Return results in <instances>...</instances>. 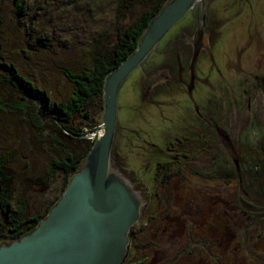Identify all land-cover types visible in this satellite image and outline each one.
Segmentation results:
<instances>
[{
  "label": "rangeland",
  "instance_id": "374dc122",
  "mask_svg": "<svg viewBox=\"0 0 264 264\" xmlns=\"http://www.w3.org/2000/svg\"><path fill=\"white\" fill-rule=\"evenodd\" d=\"M11 1L9 11L16 7ZM159 1L89 0L90 6L84 0L71 11L63 6L70 0H30L31 4L23 7L25 13L30 18L42 15L46 24L30 28L29 33L24 25L30 21L27 17L20 19V30L14 23L1 24L4 57L0 52V61L32 79L52 101L64 103L77 88L62 66L70 64L73 73H95L94 63H109L122 36ZM86 18L89 22L94 19L93 23H86ZM197 26L207 47L196 70L210 79L211 86L197 85L200 95L192 100L182 84L180 67L172 63L179 61L180 54L183 60ZM106 28L111 31L108 40L97 43L102 38L97 35L99 29L103 34ZM59 35L69 42L62 37L58 41ZM46 41L49 46L41 47ZM161 41L142 64L155 79L148 80L138 66L123 80L117 98L112 164L147 200L142 217L130 228L134 232L122 264H264V195L258 184L264 182V151L260 148L264 143V0H199ZM168 42L172 49L163 55ZM196 59L193 57L194 64ZM8 68L0 69V102L4 103L0 108V157L9 158L2 166L18 183L15 188L0 190V197L3 202L24 203V218L35 217L62 192L64 177L58 169L52 172L50 161L66 153L55 148L52 136L61 137L66 150L75 155L77 147L84 150L85 143L61 136L50 118L53 113L31 99L27 89L18 86L11 91L6 86L12 77ZM22 98L28 105H40L45 124L34 126L28 111L8 105L7 101ZM91 100L95 101V96L81 109L88 112L85 121L97 118L93 130L83 127L84 137L94 142L104 132L105 102L97 100V106ZM194 103L214 114L218 133L210 128L207 137L203 134ZM80 119L78 116L76 122ZM255 155H263L258 165L261 178L254 176ZM245 184L251 185V193ZM1 221L4 216L0 212ZM1 228L0 236L8 232ZM7 242L9 238L0 244Z\"/></svg>",
  "mask_w": 264,
  "mask_h": 264
},
{
  "label": "water",
  "instance_id": "95a60500",
  "mask_svg": "<svg viewBox=\"0 0 264 264\" xmlns=\"http://www.w3.org/2000/svg\"><path fill=\"white\" fill-rule=\"evenodd\" d=\"M199 0H169L139 45L111 70L104 84L103 130L51 210L21 239L0 244V264H122L130 228L147 200L112 164L118 95L125 77L156 49L163 36ZM206 9L204 6L203 12ZM237 165V164H236Z\"/></svg>",
  "mask_w": 264,
  "mask_h": 264
},
{
  "label": "trees",
  "instance_id": "16d2710c",
  "mask_svg": "<svg viewBox=\"0 0 264 264\" xmlns=\"http://www.w3.org/2000/svg\"><path fill=\"white\" fill-rule=\"evenodd\" d=\"M14 1L15 3L13 2V5L16 6L15 10L12 9L9 11V9H7V6L9 4H12V1L11 0H0V13H3L2 15H0V25L6 24L7 22L14 23L15 25H19L17 26V29L20 30L22 28L20 27L22 26L20 19H24V17H27V20L28 19L30 20V21H27L28 24L27 23L24 24L26 26L27 33H29L30 28L34 29L42 25L45 26L46 22L41 19L42 15H40L39 18H38V15L34 18H30L25 13L26 8H23V7L24 5L28 6L29 4H31L30 0H14ZM83 1L84 0H70V3H67L68 5L64 4L63 6L67 8L68 10L69 9L76 10V7H75L76 4L79 3V5L81 4L83 5L84 4ZM165 1L167 0H160L159 3L155 6V8H152L151 11L146 12L145 15H143L142 18L138 20L137 24L134 27H131L126 32V34L122 36V41L118 42L117 47L115 48V51L109 60V63L105 62L104 60H97L94 63L95 73L89 70H85V71H89L87 73H79V70H78V73H73L74 72L73 69L70 70L71 69L70 64H68L67 66H62V71L65 72L67 79L71 83L75 82L76 88H77V92L74 90L72 98L69 100L67 98L66 100H64V103L52 101L50 99V96L45 91L35 86V83L32 79H28L25 76L20 75L18 73V69H16L15 66L7 65L6 63H3L0 61V69L5 70V68H8L9 66L8 74H10L12 77L11 79L8 80V82L6 83V86L10 90L13 89V87L17 88L18 86L19 88L27 89L31 99H34L36 102H39L42 108H47V111H50L53 113V115L50 116V118L53 120L52 122H54L55 125L59 127L61 136H65L69 138L70 140L77 139L78 141L76 142H79V143L80 142L85 143L84 150L83 148L77 147V154L75 155L73 154L72 151L70 152L66 150V145L62 144L61 137L55 136V135L52 136L53 145L55 146V148L59 152L62 151L66 153V154H61V153L57 154L50 161L52 165V170H53L52 172L58 169V171L61 172V174L64 177L63 178L64 182H62V185H61L62 192L64 188L66 187V185L68 184L71 174L79 169L81 162L83 161L84 157L88 154L91 146L93 145V141L84 137L83 127L86 126L90 128L91 130H93L96 127L95 125L98 122H97L96 116L93 118L92 121H88V122L85 121V119H89V115H88V112L81 109L83 103L86 104L87 100H90L92 96H95V101L91 100V102L98 106L97 104V100H98V102L103 104L102 94H103V86L105 84L104 82L105 75L111 70H113L114 68H116L117 66H119L123 62V60H125L128 56H130V54L133 51H135L137 47V43L140 39L141 33H143L142 31L146 29L151 17L154 15V13L157 10H159V8L165 3ZM71 3H75V5L72 7L70 6ZM86 3L88 4L89 0H87ZM96 4L97 2L95 3L93 1V5H96ZM90 6H92V4ZM62 9L65 10L63 7ZM5 14L9 18H7ZM43 15L46 18L49 16L48 13H44ZM93 21L94 19H90V22H89L88 18H86L85 20L86 23L87 22L93 23ZM112 25L113 26L117 25V21H112ZM68 27L72 28V26H68ZM69 30L70 29L67 28L66 31H69ZM110 32L111 31L108 30V28H106L103 34H101L100 29H99V33L97 35H102V38H101V42H97V43H106ZM63 33L67 35V32H63ZM61 37L66 39L64 35H59L58 41H61ZM53 40H57V39L53 38ZM66 41L68 42L69 39H66ZM49 42L46 41L44 44H41V47L49 46ZM64 44L67 46L66 42ZM2 49L3 48L1 47L0 52L2 51ZM1 54L3 56L2 52ZM66 58H69V60H72V57L66 56L65 59ZM62 63H66V62L64 61ZM14 92H17V91L14 90ZM22 95L26 96V94L24 93H22ZM34 100H32L30 104H32ZM23 101H24V98H22V101H19V102L18 101H14V102L7 101V102H9L8 105L13 110H23L26 113L28 111L29 115L27 117L30 118L31 123L34 124V126L35 125L41 126L45 124L44 119H43L44 116L40 113V109H39L40 105L35 107V106L28 105V103H24ZM3 106H4V103L0 102V108H2ZM78 116L82 117L79 123L76 122V118ZM260 148L264 151V143L261 144ZM3 156L0 157V190H3L5 188H10V187L15 188L18 181L16 180V178H13L12 174L7 173V171L4 169L5 167L2 166V164L5 163L9 159V158L5 159ZM251 157L253 160V156ZM254 158L257 159L255 160V163H254V167H255L254 176H257V178H261V169H258V165H260L259 162L262 160L263 155L262 156L260 155V157L259 155H255ZM245 160H247V158ZM164 165L166 164L164 163ZM263 178H264V170H263ZM258 184L260 185V188H261L260 190L262 194L264 195V182L261 183L259 181ZM245 185H246L245 187H247V191L250 190L251 185H248V184H245ZM5 191L2 192L3 195ZM62 192L56 195V197L53 200L56 201L58 197L62 194ZM248 192L251 193L250 191ZM53 200L51 201V203L49 204V206L46 208L44 212L36 215L35 217L30 216L28 218H24V214H23V210L25 207L24 203L20 204L19 201H14V202L4 201L3 202L0 197V212L4 216V221L0 222V226H4L8 231L6 234H3L0 236V242L5 238H9V241L13 239H17L20 236H22L25 232L33 229L37 225L39 220L48 213L50 208H52L53 204L55 203ZM15 203L17 204L15 207L16 210L13 211V205ZM2 230L3 228H1L0 232H2Z\"/></svg>",
  "mask_w": 264,
  "mask_h": 264
},
{
  "label": "flooded vegetation",
  "instance_id": "af4514ba",
  "mask_svg": "<svg viewBox=\"0 0 264 264\" xmlns=\"http://www.w3.org/2000/svg\"><path fill=\"white\" fill-rule=\"evenodd\" d=\"M201 30L202 29H199L198 26L196 27L195 33L193 32L192 37H191L192 39L190 40V43H189V50L187 52L183 53V60L181 61V54H180L179 55V61L172 63L173 66L176 64L180 67V74H181L182 82H183L182 84L185 85L188 93L190 94L188 97L191 98L192 100H195L196 96L200 95L197 85H202L204 88H205V86L206 87L209 85L211 86L210 79L208 77H202V76L198 75L197 70H196V65H198V63H199V59L201 57V54L205 51L204 49L207 47L204 44V41H203L204 37H203V33ZM163 49L164 50L162 51V54L163 55L168 54L169 51L172 49L171 43L168 42ZM212 49H214V48H212ZM158 52H160V51H158ZM193 57L197 58L196 59L197 61L195 64L193 63ZM177 58H178V56H177ZM140 70L143 71L145 77L148 80L149 79H152V80L155 79L154 75H148V72L146 71L145 65H144V67L142 65L140 67ZM183 74H186L189 76L187 78V80L185 79L186 77L182 76ZM166 79H167V77H166ZM197 83H202V84H197ZM211 89H213V91L215 93L218 91L217 88H211ZM203 90L204 89L200 90V93L203 92ZM211 101H215V100L212 99ZM194 106H195L196 113L198 114V117L201 119L200 126L202 125V129H204V133H203V131H201L200 133L205 134V136L207 137L206 131L209 130L210 128L215 129V131L218 133L219 132V125L216 122V118H215L214 114L212 115L211 111H210V114H208L209 112L205 111L204 107H202L201 104L198 107V105L194 103ZM182 108H183V106H182ZM168 116H169V114H168ZM202 136H204V135H202ZM133 232H134V230L131 229L130 233H133ZM131 238H132V236H131Z\"/></svg>",
  "mask_w": 264,
  "mask_h": 264
},
{
  "label": "bare ground",
  "instance_id": "6f19581e",
  "mask_svg": "<svg viewBox=\"0 0 264 264\" xmlns=\"http://www.w3.org/2000/svg\"><path fill=\"white\" fill-rule=\"evenodd\" d=\"M0 29H1V28H0ZM68 42H69V41H68ZM94 142H95V141H94ZM94 142H93V143H94ZM9 165H10V164H9ZM15 167H16V166H15ZM9 169H10V168H9ZM16 172H17V171H16ZM120 172H121V171H120ZM121 173H122V172H121ZM123 175H124V174H123ZM130 180H131V179H130ZM133 185H134V184H133ZM62 193H63V192H62ZM146 206H147V205H146ZM51 209H52V208H50V210H51ZM45 216H46V215H45ZM45 216H43V217H45ZM43 217H42L40 220L44 219ZM40 220H39V222H40ZM39 222L37 223V225H36L35 227H38ZM35 227H34V228H35ZM31 230H32V229H31ZM27 232H29V231H27ZM27 232H25L24 234H26ZM24 234H23V235H24ZM23 235H22V236H23ZM22 236H20V237L17 238V239L10 240V241H14V240H18V241H19V240L21 239ZM10 241H9V242H10Z\"/></svg>",
  "mask_w": 264,
  "mask_h": 264
}]
</instances>
